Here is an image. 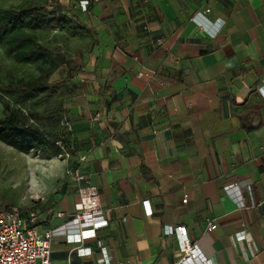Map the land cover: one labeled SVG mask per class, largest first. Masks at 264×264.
<instances>
[{
    "label": "crops",
    "instance_id": "0c3cea01",
    "mask_svg": "<svg viewBox=\"0 0 264 264\" xmlns=\"http://www.w3.org/2000/svg\"><path fill=\"white\" fill-rule=\"evenodd\" d=\"M93 6L82 22L104 17L88 27L93 41L71 59L74 68L61 66L64 84L52 98L75 151L56 157L59 186L31 208L45 218L39 233L56 230L52 263L178 264L171 230L185 227L208 264H264V0ZM74 164L108 219L81 244L70 242L78 196L66 171ZM241 231L245 239L234 241Z\"/></svg>",
    "mask_w": 264,
    "mask_h": 264
},
{
    "label": "rangeland",
    "instance_id": "374dc122",
    "mask_svg": "<svg viewBox=\"0 0 264 264\" xmlns=\"http://www.w3.org/2000/svg\"><path fill=\"white\" fill-rule=\"evenodd\" d=\"M102 1L0 0V10H19L47 5L52 9L54 15L64 14L71 17L69 13H72L76 14L81 21H85L86 18H91L87 14L91 13L93 5H99ZM103 17L104 14L96 20L93 18L91 23L86 21L82 24L89 30L88 27L91 24L101 22ZM36 36L41 46L47 47L53 52L52 59L42 58L29 63L19 62L6 52L4 45L0 42V95L10 83L33 81L49 68L54 70L51 82H54L56 87H62L64 80L61 66L64 65V62L77 58L82 49L87 47L88 41H93L92 33L71 35L64 30H40L36 32ZM55 107L56 102L52 99L42 103H36V100L29 99L23 105L25 110L30 109L38 112ZM1 116L0 104V118ZM62 171L59 160L56 158L38 153L21 154L0 142V209L11 206L17 207L22 213H25L32 207H40L47 201L48 195L55 193Z\"/></svg>",
    "mask_w": 264,
    "mask_h": 264
},
{
    "label": "trees",
    "instance_id": "16d2710c",
    "mask_svg": "<svg viewBox=\"0 0 264 264\" xmlns=\"http://www.w3.org/2000/svg\"><path fill=\"white\" fill-rule=\"evenodd\" d=\"M69 14L71 17L54 15L47 5L0 10V42L16 61L50 60L53 52L40 45L37 31L64 30L71 35L89 33L76 14ZM64 64L69 69L74 68L71 61ZM53 73L54 70L49 68L33 81L10 83L0 95V142L18 153L56 158L62 154L56 146L58 141L62 140L67 148L73 146L60 125L64 115L61 106L43 112L23 108L29 99L42 103L53 98L56 93V86L51 82Z\"/></svg>",
    "mask_w": 264,
    "mask_h": 264
},
{
    "label": "built area",
    "instance_id": "2783aa9c",
    "mask_svg": "<svg viewBox=\"0 0 264 264\" xmlns=\"http://www.w3.org/2000/svg\"><path fill=\"white\" fill-rule=\"evenodd\" d=\"M75 78V76L73 77ZM259 93L264 99V86L258 88ZM99 115L94 117L97 121ZM68 133L71 128L64 124ZM62 154L59 158L69 159L74 152V147L65 146L62 140L56 143ZM85 157L79 159L84 161ZM66 175L77 185V202L74 205L75 213L70 219L77 227V235L71 236L70 242L81 244L83 241L94 239L96 233L108 226L106 213L101 209L98 191L90 180L82 174L79 164L70 166ZM235 187H230V193L237 203L239 209L245 208V204L239 191H234ZM187 202V195L184 196L182 203ZM109 212V211H108ZM55 218H64L63 213H56ZM45 218L36 209H30L26 213L17 207H3L0 209V264H53L50 258L51 240L56 230H48L39 233L37 225ZM216 228L215 224H209L207 231ZM178 237V244L181 258L178 264H208L198 255L196 248L186 239L187 230L185 227H176L171 230ZM245 239L244 232L241 231L233 236L236 242ZM80 255L89 254L87 249H78Z\"/></svg>",
    "mask_w": 264,
    "mask_h": 264
}]
</instances>
